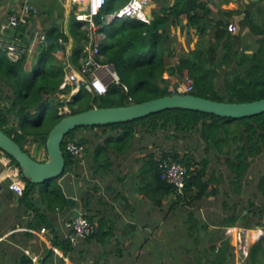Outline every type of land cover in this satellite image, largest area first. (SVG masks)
Listing matches in <instances>:
<instances>
[{
  "label": "trees",
  "instance_id": "1",
  "mask_svg": "<svg viewBox=\"0 0 264 264\" xmlns=\"http://www.w3.org/2000/svg\"><path fill=\"white\" fill-rule=\"evenodd\" d=\"M127 1L108 0L93 19L97 30L100 29L105 37L98 42L97 60L103 65L112 66L118 76L117 81L112 80L107 84L104 95H95L82 86L71 101L61 98L73 88V84L66 81V75L71 68L80 67L86 55L85 47L90 42L88 24L78 21L73 12L69 19V31L66 33L59 25L51 24L45 30V40L37 43L31 58L23 55L12 61L0 50V130L29 155L33 144L38 149L43 148L46 154V139L50 130L66 115L94 106H126L172 94L169 90L172 80L164 77L166 72L178 79H182L186 73L193 82L190 94L218 102L242 103L264 98V0H250L245 8L237 10L222 8L230 0H151L156 6L149 23L134 18L114 19L109 24L102 20V17L115 12ZM33 15L32 12L29 18ZM61 15L59 12L58 16ZM234 17H240L237 33L228 30V26L234 24ZM29 18L14 29L13 37L24 36ZM184 19L186 23L183 26ZM173 26L184 27L187 32L194 29L198 41L194 49L180 53L176 65L170 67L168 59L175 42V36L171 35ZM70 39L73 45L68 54ZM98 100L105 103H97ZM65 107L69 112H64ZM229 123L235 124L233 133L229 131L232 129ZM77 129L91 132V135L71 141L83 145L84 152H93V160L98 164L102 155L109 152L125 155L132 150L147 151L141 159V174L147 177L143 189L158 206L164 199L174 197L170 209L190 207L218 194V185L224 175H214L207 155L211 148L215 150L217 159H220L221 152L226 153L224 162L230 173L229 183L237 194L241 193L251 159L264 150V113L229 119L199 111L167 109L124 123L76 128L65 138ZM157 131L168 132L165 137L174 140L196 133L197 140L205 143L203 151L206 156L195 157L193 154L197 148L183 155L162 150L158 159L153 151L143 145L144 140L155 137ZM66 143L62 145L65 169L60 177L41 185L32 184L24 178L25 190L18 199L32 212L28 224L30 228L44 226L53 230V223L46 212H61L67 214V219L71 217L67 201L77 194L71 174L79 158L67 152ZM222 144L230 146V149L225 151L221 148ZM7 157L18 166L15 160ZM169 158L188 169L182 194L162 178L159 162ZM258 185L264 192V175ZM37 186H40L39 198L35 200L33 197ZM79 196L86 207L89 204L88 194L80 191ZM258 209L261 208L255 207L252 211L245 208L244 213L234 204L231 213L222 219L219 229L246 228L260 215L256 212ZM82 214L94 223L93 215L85 214L83 210ZM187 216L188 221L193 222L189 226L192 235L197 221H193L191 213L188 212ZM201 226L208 227L205 222ZM255 226L263 224L255 223ZM96 235L97 232L85 240ZM53 245L77 264L72 256L74 247L68 239L59 240L56 235ZM246 248L249 264H264L263 237ZM202 251L205 259L196 258L198 264H230L233 258L230 241L221 236ZM47 252L46 261L53 257L52 250ZM28 263H31L29 257L21 256L20 264ZM59 264H65L64 260L61 259Z\"/></svg>",
  "mask_w": 264,
  "mask_h": 264
},
{
  "label": "crops",
  "instance_id": "2",
  "mask_svg": "<svg viewBox=\"0 0 264 264\" xmlns=\"http://www.w3.org/2000/svg\"><path fill=\"white\" fill-rule=\"evenodd\" d=\"M24 1L29 2L35 12L32 17L29 18L30 15L26 17L29 21L24 36L13 37L14 29L8 28L5 24L8 16ZM249 1L230 0L228 4H223L222 8L226 10L245 8ZM155 6L156 4L151 1L146 9L150 20ZM83 7L74 5L71 0H0V40L28 46L33 37L37 36L38 39L42 33L45 34L46 28L51 24L59 25L67 33L71 13L76 16ZM59 12L62 13L61 16H58ZM239 18L233 19L237 26ZM109 23L111 21L106 24ZM185 23L186 19L183 20V26ZM99 30L94 36L97 44L105 38ZM194 32V29L187 32L184 27H171V35L175 36V42L171 47L173 53L168 59L170 67L176 65L180 53L194 49L198 41V36ZM31 34H34L33 37H30ZM37 43L29 56L35 53ZM72 45L70 39L67 45L68 54ZM102 71L111 76V81L118 80L112 66L107 65L99 71V75ZM185 75L187 74L184 73L183 77ZM164 77L172 80L169 88L181 80L167 72ZM146 152L132 150L125 155L109 152L102 155L98 164L93 160V152L85 151L76 161L73 166L74 172L71 174V182L77 192L73 198L76 201V210L80 213L83 210L85 214L93 215L97 227V235L94 238L73 245L72 256L77 264H117L118 262L138 264V256L146 248L145 242L149 243L156 239L158 227L160 229L163 222L171 219L172 197L164 199L158 206L143 189L147 177L141 174V159ZM31 156L38 161L47 160L45 151L42 152L41 158L32 153ZM5 157L7 156L0 151V264H20L23 255L29 257L31 263L28 264H59L61 259L65 264H75L53 245L56 235L59 236V240L67 239L68 231L64 227V222L68 220L67 214L46 212L53 223V230L44 226L30 228L28 224L32 219V212L21 204L19 196L8 188L9 178L5 176L7 165L3 163ZM80 191L88 194L89 204L86 207L80 200ZM33 198L35 200L39 198V190H35ZM41 228H45L44 233L40 231ZM48 250L53 251V257L46 261Z\"/></svg>",
  "mask_w": 264,
  "mask_h": 264
},
{
  "label": "rangeland",
  "instance_id": "3",
  "mask_svg": "<svg viewBox=\"0 0 264 264\" xmlns=\"http://www.w3.org/2000/svg\"><path fill=\"white\" fill-rule=\"evenodd\" d=\"M32 56L33 53L30 54V58ZM99 76L105 84L111 81V76L105 71H102ZM183 81L181 79L179 83H183ZM72 96L69 93L61 95V98L71 101ZM97 103L105 102L98 100ZM65 112H69V109L67 108ZM229 127L232 128L229 131L231 130L233 133L235 124L229 123ZM80 130L74 131V133L64 139V142L76 140L81 136L91 135V132ZM232 133L229 135H233ZM165 134L168 136V132L157 131L155 137H147L143 142V145L153 151L158 159L161 157L162 150L178 152L180 155H183L185 152L191 153V149L197 148V151L193 154L195 157L202 158V156H206V153L203 151L205 143L197 140L198 135L196 133L188 134L186 138L179 140L168 139L165 137ZM224 145H220L221 148L224 150L230 149V146ZM85 146L88 145L86 144ZM42 152H44L43 148L38 149L36 144L30 147V153L38 158L42 157ZM214 152L215 150L211 148L207 154L211 160L210 166L214 170L215 176L224 175L223 181L218 185V194L204 198L190 207L177 206L172 208L171 219L163 222L160 225V229L158 227L157 238L151 240L149 243L145 242L146 248L138 256V264H198L196 258L202 257L203 260L205 257L202 251L203 248L210 242L217 241L220 236L230 241L233 255L230 264H249L246 247L252 242L262 237L264 238V192L258 185L261 176L264 175V150L261 154L251 159L250 167L243 178L240 194H237L233 189V185L229 183L228 176L230 173L227 171L224 162L226 153L223 154L221 152V155H219L220 159H217V155ZM35 188L39 190L40 186ZM173 198L172 200H174ZM250 203L254 204V206H250ZM224 204H226L225 207ZM234 204L238 205L240 211H243L245 208L252 211L255 207H259L261 209H258L256 212L260 213V215L253 219V224L246 225V228L219 229L222 219L231 213ZM188 212L191 213L193 221H197L192 235H190L191 230L189 226L193 222L188 221ZM243 212L245 213V211ZM204 222L208 226L207 228H201V224ZM255 223L263 224V226L257 227ZM117 264L137 263L118 262Z\"/></svg>",
  "mask_w": 264,
  "mask_h": 264
},
{
  "label": "built area",
  "instance_id": "4",
  "mask_svg": "<svg viewBox=\"0 0 264 264\" xmlns=\"http://www.w3.org/2000/svg\"><path fill=\"white\" fill-rule=\"evenodd\" d=\"M107 1L108 0H71L76 6H84L76 13V19L88 24L90 36V42L84 50L86 55L82 58L80 67L78 69L71 68L70 72L66 75V81L73 84V88L70 92L71 96L76 94L82 86H85V88L95 95H104L107 91V84H105L99 76V71L107 65H103L97 60L99 56V47L98 44L95 43L94 36L98 27L93 21L94 17L99 14ZM150 2L151 0H128L115 12L102 17V20L108 23L109 21H113V19L134 18L149 23L150 17L147 15L146 9ZM31 12H35V9L29 2L24 1L17 10H14L12 14L8 16L5 26L10 29H15ZM228 30L232 33H237L238 26L230 24ZM44 39V33H42L38 39L37 36H35L28 46L0 40V50L4 51L10 60L16 61L21 56L28 55L33 50L37 41L43 42ZM183 80V83H178L169 88V90L172 93L192 92V80L188 75H185ZM64 109L66 111L67 108ZM65 148L67 152L75 158H81L84 154V146L75 141H67ZM3 163L7 165L5 176L9 178L8 188L17 196H22L25 190V181L19 166L12 163L9 157H5ZM159 167L162 170V178L166 180L167 183L171 184L177 193L182 194L188 175L186 166L174 162L169 158L162 159L159 162ZM64 227L68 231L66 237L72 245H76L80 241L85 240L87 237L94 234L97 229L95 223L90 222L82 213H80L77 218L71 217L66 220L64 222ZM40 231L44 233L45 228H41Z\"/></svg>",
  "mask_w": 264,
  "mask_h": 264
},
{
  "label": "water",
  "instance_id": "5",
  "mask_svg": "<svg viewBox=\"0 0 264 264\" xmlns=\"http://www.w3.org/2000/svg\"><path fill=\"white\" fill-rule=\"evenodd\" d=\"M167 109H186L222 118L239 119L264 113V98L252 102L227 103L190 93H172L126 106H94L79 113L66 115L53 126L46 139V161L34 159L2 130H0V150L16 161L26 180L32 184L41 185L63 174L65 157L62 145L65 136L70 131L85 126L124 123ZM67 206L72 210L73 218L80 215V212L76 210V201L73 198H68Z\"/></svg>",
  "mask_w": 264,
  "mask_h": 264
},
{
  "label": "flooded vegetation",
  "instance_id": "6",
  "mask_svg": "<svg viewBox=\"0 0 264 264\" xmlns=\"http://www.w3.org/2000/svg\"><path fill=\"white\" fill-rule=\"evenodd\" d=\"M250 205H252V203H250ZM254 205V204H253Z\"/></svg>",
  "mask_w": 264,
  "mask_h": 264
}]
</instances>
